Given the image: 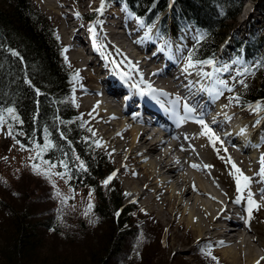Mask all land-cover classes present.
Masks as SVG:
<instances>
[{
	"label": "trees",
	"instance_id": "1",
	"mask_svg": "<svg viewBox=\"0 0 264 264\" xmlns=\"http://www.w3.org/2000/svg\"><path fill=\"white\" fill-rule=\"evenodd\" d=\"M116 1L125 2L148 25L158 22L161 36L191 25L198 33L190 48L197 60L215 58L244 5V0ZM255 5L264 18V0H256ZM250 34L247 40H237V51L245 53L247 61L263 58L264 34ZM76 72L58 27L35 0H0V116L13 108L18 115L15 135L21 144L33 147L50 141L45 156L51 161L65 160L69 182L96 193L94 225L81 219L68 229V241L83 245L75 249L53 245L47 251L43 250L45 238H59L61 232V220L53 208L46 205L34 210L31 205L18 210L0 194V264H135L138 260L154 264L162 241L158 223L151 214L142 213L136 202H125L119 176L103 184L115 164L80 115L73 86ZM258 80L245 81L239 88L242 105L263 106L264 72ZM139 235L146 246L156 243L154 253L141 252L136 244ZM199 243L192 249L198 263L222 264L206 255ZM132 248L134 253L129 255ZM181 256L166 264H193Z\"/></svg>",
	"mask_w": 264,
	"mask_h": 264
},
{
	"label": "rangeland",
	"instance_id": "2",
	"mask_svg": "<svg viewBox=\"0 0 264 264\" xmlns=\"http://www.w3.org/2000/svg\"><path fill=\"white\" fill-rule=\"evenodd\" d=\"M35 1L51 16L53 22L58 27L61 42L66 50L67 59L72 65L76 66L77 70L79 71L78 78L73 79L75 102L78 109L80 110V115L82 118L89 126L92 127L91 129L93 133H95L100 147L109 153L111 160L114 162L116 166V175L119 176L122 181V186L125 193V202L136 201L140 211L144 214H151L152 218H155L156 222L158 223V231L162 233V241L160 242L161 251L160 254H156V258H154L155 260L153 263L166 264L169 260H176V256L182 255L181 257L185 256L184 258L192 261L193 264H200L192 254V249H194L195 245L200 242L199 244H201V246H203L206 251L210 250L211 253L218 259V261L222 262V264H234L232 258L224 255L223 252L225 249L231 250L232 248V250H234L236 246L233 244H230L229 246L220 244L218 241L222 239H213L215 238L214 231H210L206 234V236H203L201 234L195 233V229L187 225L184 219L179 221L181 218L180 213L175 210V207L169 201H167L166 198L169 194V187H163L162 193H156L153 190L147 189L146 183L139 182L137 176H141L143 172L137 169V165L133 162L131 163V161H129L130 159L127 158L125 151L127 150V147H125L123 151L119 152L118 146H120V143L122 142L117 141V139L129 138L128 134L123 133L121 129V123L124 121V119L119 117H114L111 119L105 118L102 115L96 114L97 110H94L96 108H93L94 102H106L108 100L109 105L113 104L116 106V108L122 109L121 103H119V100H117L118 97H115L114 99V97H111L112 95L109 97L106 95V97H102L97 96L95 92H84L85 88L98 90L101 87H105V81L101 78L102 74H105L101 73V68L103 67L101 64L103 61L100 62V64L94 61L98 56H95L93 61L89 60L87 55L88 51L85 48L86 44H77V42L72 40V38H74V30L77 29V26L73 28L69 27L66 23V20L70 19L71 23L75 25L80 24L82 26V37L85 40L89 37L90 40L95 43L94 45L98 48L100 56L103 57L104 52L107 50L108 54L112 56L113 63L115 64L116 68H121L122 71H127L131 74L134 72L130 71L132 66H134V68L139 71L141 69V64H144L147 61V57L142 59L143 52L145 50L149 51L150 55H153L152 52L156 47L158 48L163 46V51H167L169 53L171 52L174 56L175 61L171 66L172 72L175 70L176 72L174 74L176 76L181 73H185L189 77L191 75L189 72L191 71L185 72L184 68L187 64V57L190 53V48L192 47L194 41L198 38V33L192 29L191 25H188L185 26L183 30H181V33L180 30H177L176 32L174 31L170 33L167 37H161L158 34L155 26H148L144 23L143 18H139L138 16L134 15L132 10L130 11L129 7H127L124 2H119L116 0H104V9L102 12L95 11V9L100 7L101 0H71L70 4L67 3L70 0ZM255 3L256 0H244L242 12H240L237 18L230 24L231 26L229 28L228 35L225 38L227 40L226 44L219 50L215 65L213 66L204 64L203 67L201 65H197L195 68H191L192 70H195L196 68L201 67V71L213 73L211 78L205 77V79L201 82H205L207 84L206 90L211 92V102H209L207 107L210 109L214 108L217 111L220 110V107L223 109H229L232 116L227 118L228 122L235 121V119L239 117L241 121L243 120L244 123H250L252 129L259 132V134L254 135L255 141L257 142H254V144L250 145V148L246 150V155L251 158L240 160L242 162L239 168L242 169L243 172L246 170L251 171L252 168L259 169L260 156L261 154H264V102L263 106L260 107V109H257V104L242 105L243 103L240 98L239 102H237L235 99H232L233 97L238 96L239 88L243 86V84L239 83V81L242 80L244 83H246L255 81L257 79L259 82L258 78H260L261 73L264 72V57L247 61L243 53L240 54L237 51V40H247L249 35H251L250 32L260 33L261 35L264 34L263 13L257 8ZM109 11L110 13L107 14L108 16L102 15L103 12L105 13ZM77 12H79V16L76 15ZM63 14L66 15L67 19ZM106 19L111 21L114 20L118 23V26H114L116 24L115 22L114 25L111 23L113 26L108 24L105 22ZM119 24H121V27ZM105 26L118 29L120 28L119 30L123 33H126L128 28L130 32L134 33L133 35L131 34L134 41L142 44L145 46V48L143 46L142 48L137 46L136 43H133L130 39L125 40V43L127 42V47L125 48L121 47V45L113 46V41L116 39L110 37L109 35H106V37L101 35L100 29L106 28ZM93 28L95 30V34L90 31V29ZM75 45L76 47H74ZM107 46H109V48ZM131 54L134 55L135 60L131 59ZM163 54L164 53H162V56ZM75 57H77V60L74 59ZM97 59H99V57ZM163 59L165 58L154 57L151 60L152 63L148 64L147 66L149 68L156 67L163 69L164 65H166V59L164 61ZM225 68L227 70H223ZM98 71L100 74L97 73ZM134 74L137 73L134 72ZM147 79L150 80L149 78ZM220 80L226 81L227 87L220 85L218 83ZM110 83L111 84H109L108 87L112 85L114 87V84L112 82ZM200 86L201 84L198 85V87ZM229 89H231V91H229ZM164 90L172 92L173 94L176 93L175 90L172 91V87L169 88V90ZM205 92L206 91H203V93ZM217 92H219V95H217ZM192 93L193 96H197L198 91L197 93L192 91ZM193 96L189 98H193ZM202 102L198 103L199 112H202ZM126 113L128 114L129 119L131 115L129 114L130 111H126ZM203 113L206 115L208 112L206 110V112L203 111ZM210 114L212 117H214L212 111ZM2 117L3 119L0 120V194L6 198L8 203L18 210L21 207L31 205L34 206V210H36V208L40 210L46 205H50L53 208V213H56L58 218L61 220L59 224L61 228L59 231L61 232H59V238H53L51 236L45 238L43 247L44 251L49 250L53 245L59 246L60 248L65 246L69 249H72V247L74 249L75 247L79 248L83 244H76V242L71 243L68 241V229L70 226L79 225L81 223V219H85L87 224L89 222L90 225H94V223L90 221H93L95 217L93 208L96 201L95 191H93L91 188L87 189L84 186L70 183V174L68 169L63 168L61 166V162L51 161L49 158H47L45 156L47 150L42 153V157L40 159H36V153L39 151L36 145H41L42 147L44 143L35 144L33 147H27L21 144L15 135V121L17 122L18 120V115L15 110L13 113H8L5 110V112L2 114ZM206 119L210 120L208 118ZM227 120L223 121L224 124L227 122ZM112 131L120 134H117V136L111 139L108 136L109 133H112ZM214 131L219 137L222 136V130L220 128H214ZM9 132H11V135H9ZM261 135L262 144L258 143V141L261 140ZM233 136L235 137V134ZM222 137L220 138L224 140L225 137ZM224 142L230 146L233 144L231 141L228 142L224 140ZM235 143L236 141H234V144ZM232 148H235L236 151L242 150V147L238 146L237 143L235 146L233 145ZM231 156L235 157L233 152H231ZM215 159L217 160L218 164L220 163V167H224L225 163L222 157L220 158L218 155ZM44 161H48L49 164L43 163ZM62 161L67 165L65 160ZM33 163L40 165L42 169L48 168L50 164L56 165L55 168L51 169V178H46L44 175L34 172L32 169ZM180 163L185 164L186 170H189L190 172V166L187 163H184V161ZM243 165L246 167H243ZM248 165L250 166L248 167ZM67 168L69 167L67 166ZM220 169L221 170H219V172H222L223 176H225L231 184L230 187H226L224 183L219 180V184L217 183L218 186L220 189H222V187L227 188L228 194L234 196V199L236 200V198L241 194L236 193V184L234 179L232 176L226 174L223 168ZM65 171H67V175L63 178L55 174L57 172ZM201 172L204 173L203 170H201ZM214 180L213 182H215ZM133 189H136L139 192L145 191L144 195L139 196L138 194H135ZM251 190H253L252 184ZM57 192H59L61 195L57 196ZM90 193L91 196L89 195ZM220 194L221 198H226V195L222 193ZM64 197L69 198L65 203H62V199ZM254 199L258 201L259 196H254ZM243 201L244 200L240 202L241 208L243 207V209H246L247 203L246 201ZM90 202L93 205L91 209L88 207ZM85 213H87V215ZM43 216L44 215L41 214L40 218ZM236 217H239V215H236ZM245 217L246 216L243 218L244 221L245 219L247 220ZM252 218H255V220L258 222V233L255 234L253 232H248L247 229H245L243 231V237L246 239V241H250L254 244L256 252L259 254V256H261L264 255V250H262V247L260 246L261 244H264V207H261L259 211L254 210ZM229 226H231L230 223ZM231 231H234V229H231ZM232 235L233 233L227 236ZM254 237H256V239H254ZM233 239L234 238L231 237L229 240L232 241ZM149 242L146 241V244H149ZM136 244L138 246L140 245L141 252L144 251L143 253H146V251L151 253L155 252L156 243L152 241L150 245L153 247L148 248L150 245H145V239L141 235H139V240L136 241ZM244 250L247 251L248 249L245 247ZM132 253H134L133 248L129 255H132ZM138 263L146 264L141 263L140 260H138L135 264Z\"/></svg>",
	"mask_w": 264,
	"mask_h": 264
},
{
	"label": "bare ground",
	"instance_id": "3",
	"mask_svg": "<svg viewBox=\"0 0 264 264\" xmlns=\"http://www.w3.org/2000/svg\"><path fill=\"white\" fill-rule=\"evenodd\" d=\"M108 13H110V11L105 13L103 12L102 15L106 16ZM64 17L67 19L66 15H64ZM105 22L110 25H112L111 23H113V25L116 23L114 26H118V23L114 20L111 21L106 19ZM66 23L71 28L77 26V29L74 30V38H72V40L77 42V44L86 43L81 33L82 26L80 24L75 25L71 23L70 19H67ZM119 25L121 27V24ZM119 29L106 27L104 29L101 28L100 30L101 35L104 37L109 35L110 37L116 39L114 40L115 42L113 41V46L121 45V47L125 48L127 47V42L125 43V40L130 39L133 43H136L137 46L142 48L143 45L134 41L133 37L131 36V34L133 35L134 33L130 32L128 28L126 33H123ZM107 47L109 48V46ZM143 47L145 48V46ZM103 55V58L98 56L100 57L98 61L99 64L105 59V63L101 70L106 74L113 69L112 76L108 78L109 80L105 79L104 82L105 84L107 83V92L117 98L121 90L124 88L123 82L132 83L143 80L140 82V89H137L136 91L139 92L140 99L146 100L149 94L152 96L151 102L154 101L155 103L153 106L154 114L150 108V103L148 104L145 101V106H147L148 110H150L149 112L152 113L154 120L163 125V129L150 132V128L145 125L143 117L141 115H136L137 112H140V109L135 112V116H130L128 119V114L126 113V110L130 108L128 103L126 105L123 102H120L122 109L116 108V106L113 104L109 105L108 100L106 101L107 103L104 101H97L93 103V108H96L94 110H97L96 114L102 115L103 117L109 119L114 117L124 119V121L121 123V129L123 133L128 134L129 138L117 139V141L122 142L120 143V146H118L119 152L123 151L124 148L127 147V150H125L127 158L130 159L129 161H131V163L133 162L137 165V169L143 172L141 176H137L139 182L146 183V188L153 190L156 193H162L163 187H169V194L166 198L167 201H169L175 207V210L180 213L181 218L180 220L178 219L179 221L184 219L187 225L195 229V233L201 234L203 236H206V234L210 231H214L216 232V235L222 239L218 241L220 244L227 246L233 244L236 246L234 250H232V248L231 250L225 249L223 252L224 255L232 258L234 264H256V262L261 260V257H264V255L259 256V254L256 252L254 244L250 241H246V239L243 237V231L247 229L248 232H253L255 234L258 233V222L255 220V218H251V220L246 223V219L245 221L243 220L244 216L247 218L246 210H243L242 213H240L241 216L236 217V215H234V212L236 214V211L233 209L234 205H230L234 199V196L228 194L227 188L222 187V189H220L218 184L221 181L226 187H230V181L226 179L225 176H223L222 172H219V170H221L220 168H223L226 174L229 175V173L233 170L232 164L228 162L229 157L231 158V161L235 162L238 167H240L242 162L240 160L250 159L251 157L246 155V150L249 149L250 145H253L254 142H257L255 141L254 135L259 134V132L253 130L250 123H244L243 120L241 121V119L238 117L235 119V121H229L230 126L228 128V132H230V134L225 138L222 137L223 135L220 136L228 142H233V144L230 146L220 138L222 143L218 141L216 146L213 147L208 137L200 135L203 129L202 126L196 122L197 119L201 118L199 117L200 114H202L203 111L206 112L205 109L209 105V102L203 103L202 106L204 107L202 112H199L197 104L200 103L202 94L198 92L197 96H193L192 91L194 90L195 85H191L189 87L188 85H183L187 75L185 73H181L176 76L174 72H172L171 66L173 63L171 62V59L174 60V56L171 52L167 53L168 57H165L166 60L163 59V61L165 60L166 65H164V68L161 69L156 67L149 68L147 65L152 63L151 60L154 57H163L162 51L158 50L153 55H150L149 51L145 50L143 52L142 59L147 57V61L144 64H141L140 68L142 70L140 69L138 71L133 66L130 70L131 72L134 71L137 74L139 73V76L136 79H132L135 76L134 72H132V74L129 73L128 77L122 78V76L116 72V68H114L116 66L113 63V58L108 54L107 50ZM131 57V59L135 60L134 55L131 54ZM97 73L100 74L99 71ZM147 78L150 79V83L148 81V83H146V80H148ZM110 82L114 84V87L113 85L108 87V85L111 84ZM143 82L147 87L144 86ZM157 85H165L169 88L172 87L176 93L173 94L172 92L165 91L163 88H160V86ZM152 89L157 91H152ZM128 90L130 91V94L134 95V90ZM84 92H95L97 96H104L103 92L97 89L94 90L92 88H85ZM192 96L193 98H189ZM158 97H163V100H165V102L168 103L170 107L174 108L177 106L179 108V113L177 116L175 115V117L177 123H179L180 126L184 125L187 127V137H185L179 131L175 132L172 126L173 124L163 110L162 105L156 100ZM177 97L182 98L181 103H176ZM209 97L212 98L211 95ZM185 102L195 109L194 112L189 113L191 117H189L187 114H184L186 109L183 107V103ZM138 104L140 105V101ZM213 113H215L213 120H207L206 117L202 116V118L206 121V123L209 124L213 131L214 128H219L222 124H224L223 121L232 116L229 109H223L221 107L217 113ZM163 130H167V133L162 134L161 132ZM117 134L120 133H115V131H112V133H109L108 137L113 139L115 136H117ZM233 134H236V136L242 139L245 143L241 151H236L235 148H232V146H235L236 144H234L235 137L232 136ZM169 135H171V137H173L175 141L178 142L174 147L167 146V144L171 143V137ZM216 135L218 136V134ZM188 138L193 142L197 148L196 150L187 146L189 141ZM181 145H184L183 149L180 148ZM176 150H178L177 153H175ZM231 152L234 153L235 157L231 156ZM218 155L224 160V167H220V163L218 164L217 160L215 159ZM190 156L194 158L200 156L203 157L205 161L198 163L191 159ZM182 161H184V163H188L189 166L197 165L198 167H191L193 169L192 174L189 172V170H186L185 164L180 163ZM205 165H211V167H205ZM244 166L245 165H243V167ZM249 166L250 165H248V167ZM208 168L210 169L208 170ZM252 169L251 171L246 170L244 173L250 177H254V182L252 183L253 190L251 191L254 193V196H259L258 202L261 205H264V198H262L264 182H259L260 178L254 176V174L257 173L259 169H253V171ZM201 170L204 172L207 171L208 174H211V178L214 177L215 182L212 183L209 179H207L206 174L202 173ZM133 192L139 196H142L144 195L145 191L139 192L138 190L133 189ZM220 193L226 195V198H221ZM232 221L237 224V227L234 229V231H231L228 226L229 222ZM232 233L233 235L231 237L234 239L232 241L227 240L225 237ZM254 239H256V237H254ZM260 246L262 247V250H264V244H261ZM245 247L248 249L247 251L244 250ZM261 264H264V260H261Z\"/></svg>",
	"mask_w": 264,
	"mask_h": 264
},
{
	"label": "snow or ice",
	"instance_id": "4",
	"mask_svg": "<svg viewBox=\"0 0 264 264\" xmlns=\"http://www.w3.org/2000/svg\"><path fill=\"white\" fill-rule=\"evenodd\" d=\"M104 9V0H101L100 2V7L95 9V11L98 12H102ZM77 16H79V12L76 13ZM90 31L93 32V34H95V30L90 29ZM18 55V54H17ZM203 64H207V65H215V61L213 59H207V60H197L194 59L193 53H189L188 57H187V64L186 67L184 68L185 72H188L189 69L191 68H195L197 65H203ZM134 67V66H133ZM220 70V69H218ZM223 70H227L226 68ZM127 75V74H125ZM202 75H204L205 77H209L211 78L213 73L211 72H203ZM79 76V71L77 70V72L74 74V78H78ZM218 83L220 85H223L225 87H227V83L224 80H220L218 81ZM239 83L244 84V81H239ZM245 87H247V85H244ZM151 87V86H149ZM152 91H157L155 89H152ZM229 91H231V89H229ZM217 95H219V92H217ZM181 99L177 97L176 99V103H181ZM232 99H235L237 102H239V97H233ZM183 107L186 109V111H188L189 113H192L195 111L194 108H192L188 103H183ZM260 108V105H257V109ZM256 110V109H254ZM6 111L8 113H13L14 109L12 108H8L6 109ZM3 117L0 116V120H2ZM197 123H199L202 126V131L200 133V135L202 136H206L208 137L209 141L212 143L213 147L216 146V143L219 141L220 143H222V141L220 140V137L217 136L215 134V132L213 131V129L209 126L208 123H206V121L201 117L199 119H197L196 121ZM9 135H11V132H9ZM93 135H95V133H93ZM97 144H99V142H97ZM51 142L47 141L43 144V146L41 147V145H36V147L39 149V151L36 153V159H40L42 157V153L44 151H46L48 148H50ZM226 151V150H225ZM77 159H79L77 157ZM228 162L232 164V171L229 173L230 176H232V178L235 181L236 184V191L237 193H240L241 195H239L235 202L236 203H240L242 200L246 201L247 203V208H246V214H247V218L248 220H246V223L251 220L252 215H253V211H259L261 207H264V205H261L258 201H256L254 199V193L251 191V184L254 182V177H250L248 175H246L242 169H240L235 162L231 161V158H228ZM43 163L45 164H49L48 161H44ZM259 164H260V168L259 171L257 173L254 174L255 177H259L260 180L259 182H264V154H261L260 156V160H259ZM61 166L65 169H67V165L63 163V161H61ZM81 167H83V162H81ZM193 167H198L197 165H192ZM56 165L54 164H50L48 168H41L40 165L33 163L32 164V169L34 172H37L38 174H42L44 175L46 178H51L52 172L51 169L55 168ZM205 167H211V165H205ZM56 175L60 176V177H64L67 175V171L65 172H57L55 173ZM116 175L115 172H113L111 175H109L104 181L103 184L105 186H107L109 184V182L113 179V177ZM57 196H60L61 194L59 192L56 193ZM91 196V193L89 194ZM126 195H130V194H126ZM69 197H64L62 199V203H65L67 201ZM262 198H264V191H262ZM89 209H91L93 207V205L91 204V202L88 205ZM87 215V213H85ZM116 215H119V212L116 213ZM92 223H95V221H90ZM222 243V242H221ZM206 255L210 256L213 260H216L217 258L215 256H212V253L210 250H208L206 252ZM261 260H264V257H261ZM261 260H258L256 262V264H261Z\"/></svg>",
	"mask_w": 264,
	"mask_h": 264
},
{
	"label": "water",
	"instance_id": "5",
	"mask_svg": "<svg viewBox=\"0 0 264 264\" xmlns=\"http://www.w3.org/2000/svg\"><path fill=\"white\" fill-rule=\"evenodd\" d=\"M224 44H226V41H224V42L222 43V46H221V47H223V46H224Z\"/></svg>",
	"mask_w": 264,
	"mask_h": 264
}]
</instances>
